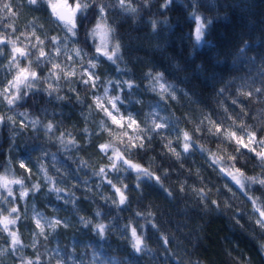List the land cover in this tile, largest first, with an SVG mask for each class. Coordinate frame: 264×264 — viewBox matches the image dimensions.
I'll use <instances>...</instances> for the list:
<instances>
[{"label": "clouds", "instance_id": "1", "mask_svg": "<svg viewBox=\"0 0 264 264\" xmlns=\"http://www.w3.org/2000/svg\"><path fill=\"white\" fill-rule=\"evenodd\" d=\"M0 264H264V0H0Z\"/></svg>", "mask_w": 264, "mask_h": 264}, {"label": "trees", "instance_id": "2", "mask_svg": "<svg viewBox=\"0 0 264 264\" xmlns=\"http://www.w3.org/2000/svg\"><path fill=\"white\" fill-rule=\"evenodd\" d=\"M217 227H219V225H215V224L210 225V231H211L213 228H217Z\"/></svg>", "mask_w": 264, "mask_h": 264}]
</instances>
